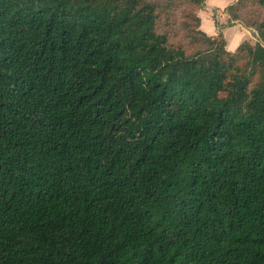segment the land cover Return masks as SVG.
Listing matches in <instances>:
<instances>
[{
	"label": "trees",
	"instance_id": "1",
	"mask_svg": "<svg viewBox=\"0 0 264 264\" xmlns=\"http://www.w3.org/2000/svg\"><path fill=\"white\" fill-rule=\"evenodd\" d=\"M202 2L0 0V264H264V0Z\"/></svg>",
	"mask_w": 264,
	"mask_h": 264
},
{
	"label": "rangeland",
	"instance_id": "2",
	"mask_svg": "<svg viewBox=\"0 0 264 264\" xmlns=\"http://www.w3.org/2000/svg\"><path fill=\"white\" fill-rule=\"evenodd\" d=\"M213 1H215L216 3H221L222 2V0H213ZM211 3H212V0H203L201 6L195 10V13L198 14L199 17H200V29L202 31H204L203 27L206 24V21H208V19H207L208 13H207V11L205 9H203V6H204V4L208 5V4H211ZM175 8L179 9V10H182V12H183V7H177L176 6ZM176 14H177L176 10H174L173 16L176 15ZM212 16H214L215 17L214 19L216 20V13L215 12H213ZM180 20H181V15L175 18V21H177V22H179ZM220 23L221 24H219L217 22V24L219 25V28L222 30L223 34L225 35L226 48L228 50L232 49L233 47H235L236 44H238L239 42H242V41H246V42H249L251 44H254L256 42V34H255V32L253 30L246 29V28L242 27L238 23L231 22L230 24H228L227 23V17H225V15L224 16L220 15ZM233 25H237L240 28H242V33H244V36H241L240 40L239 39L232 40V36H233L234 32H238L239 31V27H234ZM165 26H169L171 28L172 32L174 33V30H173L172 26H170V25H165ZM201 26H203V27L201 28ZM173 38L174 37H172V39Z\"/></svg>",
	"mask_w": 264,
	"mask_h": 264
},
{
	"label": "crops",
	"instance_id": "3",
	"mask_svg": "<svg viewBox=\"0 0 264 264\" xmlns=\"http://www.w3.org/2000/svg\"><path fill=\"white\" fill-rule=\"evenodd\" d=\"M232 2V0H222L221 3H216L215 1L212 0V3L211 4H204L203 6V9H205L208 13V21H206V24L203 26H201V28L203 27L204 28V32L207 34V35H215L217 33L218 30H220V32L223 34L222 30L218 27H216L215 23H214V20L212 18V14L213 12L216 13V20L219 24L220 23V15L221 16H226V14L223 12V9L226 5L230 4ZM234 27H239L237 25H233ZM224 38H225V35L223 34ZM241 36H244V33H242V28L239 27V31L238 32H234L233 36H232V40H235V39H239L241 38ZM226 41V40H225ZM241 43V42H239ZM238 43V44H239ZM236 44L235 47H233L232 49H227L228 51H233L236 46L238 45Z\"/></svg>",
	"mask_w": 264,
	"mask_h": 264
}]
</instances>
